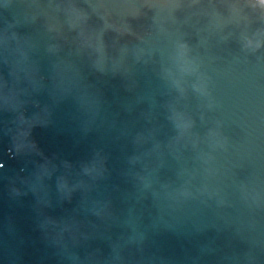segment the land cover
Here are the masks:
<instances>
[{"label":"water","instance_id":"obj_1","mask_svg":"<svg viewBox=\"0 0 264 264\" xmlns=\"http://www.w3.org/2000/svg\"><path fill=\"white\" fill-rule=\"evenodd\" d=\"M0 264H264L260 0H0Z\"/></svg>","mask_w":264,"mask_h":264},{"label":"clouds","instance_id":"obj_2","mask_svg":"<svg viewBox=\"0 0 264 264\" xmlns=\"http://www.w3.org/2000/svg\"><path fill=\"white\" fill-rule=\"evenodd\" d=\"M261 5H264V0H260Z\"/></svg>","mask_w":264,"mask_h":264}]
</instances>
